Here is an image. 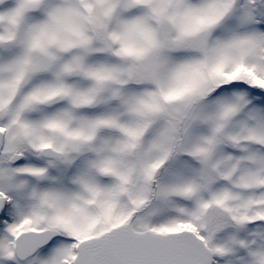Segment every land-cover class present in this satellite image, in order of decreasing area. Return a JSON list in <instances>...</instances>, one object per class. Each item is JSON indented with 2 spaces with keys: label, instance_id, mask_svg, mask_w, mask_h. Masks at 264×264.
Wrapping results in <instances>:
<instances>
[{
  "label": "snow or ice",
  "instance_id": "obj_1",
  "mask_svg": "<svg viewBox=\"0 0 264 264\" xmlns=\"http://www.w3.org/2000/svg\"><path fill=\"white\" fill-rule=\"evenodd\" d=\"M0 264H264V0H0Z\"/></svg>",
  "mask_w": 264,
  "mask_h": 264
}]
</instances>
